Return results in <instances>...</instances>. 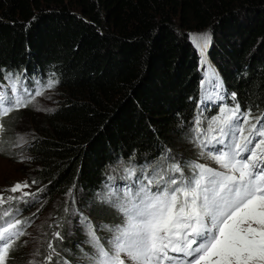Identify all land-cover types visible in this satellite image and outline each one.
I'll return each mask as SVG.
<instances>
[{"label": "trees", "instance_id": "trees-1", "mask_svg": "<svg viewBox=\"0 0 264 264\" xmlns=\"http://www.w3.org/2000/svg\"><path fill=\"white\" fill-rule=\"evenodd\" d=\"M206 28L212 33L206 58L227 95L219 107L200 109L203 76L188 33ZM6 73L33 76L38 86L59 80L56 106L35 119L30 141L15 152L31 157L33 184L62 198L75 186L80 213L99 220L104 203L97 193L126 175L116 168H135L143 179L167 150L196 161L190 139L197 115L206 121L236 103L242 112L251 109L252 122L264 114V0H0V78ZM8 122L0 136L6 155L17 143ZM59 233L54 248L74 264L83 246L72 248ZM46 240L38 253L47 255ZM31 252L16 242L7 264H30Z\"/></svg>", "mask_w": 264, "mask_h": 264}, {"label": "snow or ice", "instance_id": "snow-or-ice-1", "mask_svg": "<svg viewBox=\"0 0 264 264\" xmlns=\"http://www.w3.org/2000/svg\"><path fill=\"white\" fill-rule=\"evenodd\" d=\"M188 36L200 53L201 66H208L212 33ZM24 79L23 73L4 75L7 83L0 85V134L5 131V117L28 107L45 89L59 83L49 79L32 89L24 86ZM206 83L211 92L205 89V98L223 101L227 93L215 70L201 82L202 88ZM231 99L236 100V93ZM190 142L198 149L199 158L214 161L218 167L185 161L167 150L143 179L137 177V169L125 168V179L131 183L123 192L106 185L97 193L101 203L122 217L121 224L98 226L112 234L107 247L97 236V227L75 207V186L69 189L73 207L65 212L79 216L86 243L93 249H81L82 264H126V260L128 264H264V114L252 122L251 109L242 112L239 103L221 107L206 121L201 113L194 118ZM27 143L20 136L15 146ZM28 187L27 182H17L8 191L19 196L0 195V206L8 205L0 207V264H7L15 242L26 235L27 221L16 217L22 212L19 205L30 206L37 197V193L24 191ZM53 235L62 239L59 232ZM48 250L44 264H67L60 260L52 242Z\"/></svg>", "mask_w": 264, "mask_h": 264}, {"label": "rangeland", "instance_id": "rangeland-1", "mask_svg": "<svg viewBox=\"0 0 264 264\" xmlns=\"http://www.w3.org/2000/svg\"><path fill=\"white\" fill-rule=\"evenodd\" d=\"M193 33H201V32L196 31ZM210 48H211V46L208 48V50H210ZM195 50L200 57L199 70L201 72V70H202L201 56H200V53L197 51L196 48H195ZM213 66L216 68V71H217V67L214 64H213ZM24 78H25L23 80L24 86L32 88V89H36L39 87L37 81L35 80V78L33 76L28 75V76H24ZM0 82L5 83V84L7 83L2 78H0ZM201 82H202V80H201ZM201 88H202V86L200 85V89ZM205 88L208 89V92H211V87L208 88V86H205ZM204 92H205V90H204ZM60 95L61 94L59 93V91L56 88L45 89L43 92V95L36 97L35 101L29 105L30 110H29L28 114H25V115L18 117L17 120L11 119V120H9V122L5 121L8 116L3 119L4 124H6L7 122L9 123V128L12 124H14V125H12L13 126L12 133H13L15 139H17V143H18L20 136H23V138L27 142L30 141L29 140L30 135H31V132L33 131L32 129L35 126L34 125L35 119H37V118L39 119V117H41L43 114L49 112V111H47L48 109L52 110L54 108V106H56L58 98ZM201 108H211V106L201 105ZM37 109H40V110H37ZM259 115H260V113H256L254 117H257ZM0 136H1V134H0ZM17 143H16V145H17ZM2 146H5V144H3ZM22 147H17L13 144L10 145V147H9L10 152H12V151H14V152H12V153L7 152V154H9V155H6V152H2V150H0V195H2L3 192L11 193L8 190L13 185H15L17 182H20V183L27 182L30 185V187L25 188L24 191H27L30 193H37V197L35 199V202H33L30 206H25V209L22 208V212L20 213L19 216L16 217V219L29 221L27 231L25 229L23 230V231H25L26 235L20 237L19 240L16 241V242L20 241L22 246L24 247V249L28 248L30 251V246L33 248V252H31L29 254L30 257H28L29 263L33 262V264H44L45 257L48 255V253H47V255L45 252H44V254H43V252L38 253L39 248L41 247L40 244H42L41 240L43 238V235L47 239L46 240V246H47L46 249H48V243L49 242H52L53 246H54V240L56 238L54 237L53 234L55 232H60V231H63L66 233V239L67 240H71V243H68V244L72 248L73 247L76 248L79 245H81V246H83L81 249H83L84 252H92L93 249L86 243L87 237L85 235V231L82 230L83 228L80 225L79 216L73 217L70 213L65 212L66 208L71 209V207H73L72 203H68L69 196L66 195L65 198H62L65 195L64 194L62 197H55V196H51L49 193L47 194V191H44V190L38 191V190H42V188H40L41 186L39 184L35 185L32 183V181H34V178H36V175L34 174L35 169L32 167L31 162L26 160V159L21 161L20 158H21V156L24 157V152H21V151L15 152L16 150H19ZM194 149L197 151V155H198V149H196L195 147H194ZM172 154L179 157V158H182L184 160V154L183 153L174 154V152L172 151ZM9 156H14L15 158H12ZM196 162L205 163L209 167H218V165H216L214 161L207 160L204 158L198 157L196 159ZM118 165L124 166L125 163L122 162V163H119ZM155 166L156 165L148 168L147 170L151 169V171H152V168H154ZM144 171L146 172V170H144ZM151 171H149V173L146 175H149L151 173ZM112 172L119 173L120 178H122V173L124 172V170L118 171V168H116L115 171H112ZM25 177H26V180H24ZM27 177H29L31 179L27 180L28 179ZM137 177H139L138 174H137ZM134 180H136V177H133V181ZM130 183H131V181L124 178L123 182L121 183L120 186L115 187L112 184H110V182H108V185H112L113 187L118 188L121 192H123L125 186L130 184ZM33 185H35V188H33ZM19 195H20V193H11V196H19ZM4 197H7V196H4ZM62 202H65L64 207H62ZM67 203H68V205H67ZM103 205H104V207L102 208L103 211H102L101 216H100L101 219L98 220V219L94 218L92 212H90V211L89 212L86 211L85 216L88 217V219L92 222V224L97 227L96 234L98 237L101 238V243H103L107 247V241L109 239H111L112 234L107 229H101L98 226L102 225V224H107V225L121 224L122 223V217L108 204H103ZM80 206H81V203H80L79 199L77 198L75 207L79 210V212H81ZM58 212H59V214H58ZM63 218L65 219V221H64L65 227H58V229L52 231L53 223L60 221ZM68 221H71L72 223L70 224V223H68ZM4 226H6V225H4ZM46 228H48V231H46ZM79 251L82 254V251L80 249H79ZM81 254L80 255L75 254L74 257H72L73 260L76 259L74 261V264H82L83 256ZM122 258H124L123 255H122ZM126 264H128L127 260H126Z\"/></svg>", "mask_w": 264, "mask_h": 264}, {"label": "bare ground", "instance_id": "bare-ground-1", "mask_svg": "<svg viewBox=\"0 0 264 264\" xmlns=\"http://www.w3.org/2000/svg\"><path fill=\"white\" fill-rule=\"evenodd\" d=\"M209 51V50H208ZM208 61V60H207ZM211 61V60H210ZM212 63V62H211ZM209 61H208V66H205V67H202V70H201V74H202V81L206 80V76L208 74L211 73L212 70H215V72L217 73L216 71V68L211 64ZM218 79H219V76H218ZM220 80V79H219ZM205 86H208L211 87L209 84H205L204 85V88H201L200 89V97H199V102H200V105H206V106H216V105H219L221 104L223 101H214V102H209L207 99H205L207 93L204 92V90L206 89ZM223 88H224V85H223Z\"/></svg>", "mask_w": 264, "mask_h": 264}, {"label": "water", "instance_id": "water-1", "mask_svg": "<svg viewBox=\"0 0 264 264\" xmlns=\"http://www.w3.org/2000/svg\"><path fill=\"white\" fill-rule=\"evenodd\" d=\"M208 29H209V28H206V29H204V30H200V31H198V32H201V33H202V32H206V31H208ZM217 74H218V76H219V79L222 80L221 77H220V74H219L218 69H217Z\"/></svg>", "mask_w": 264, "mask_h": 264}]
</instances>
